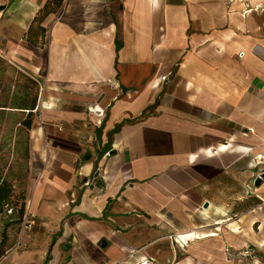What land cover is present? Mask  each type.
Instances as JSON below:
<instances>
[{"label": "crops", "instance_id": "0c3cea01", "mask_svg": "<svg viewBox=\"0 0 264 264\" xmlns=\"http://www.w3.org/2000/svg\"><path fill=\"white\" fill-rule=\"evenodd\" d=\"M0 1V57L36 92V225L5 263L207 254L264 171V0Z\"/></svg>", "mask_w": 264, "mask_h": 264}, {"label": "rangeland", "instance_id": "374dc122", "mask_svg": "<svg viewBox=\"0 0 264 264\" xmlns=\"http://www.w3.org/2000/svg\"><path fill=\"white\" fill-rule=\"evenodd\" d=\"M0 3H2L0 1ZM1 6V4H0ZM1 34V22H0ZM0 62V105H4L2 121H0V170L2 173L7 170L9 179L10 173L23 171L24 162L20 158L21 149L25 142V134L19 132L16 121L22 117V112H17L13 107L19 99L30 100L35 97V87L28 88L25 82L28 81L24 75L17 73V69L6 60L1 58ZM18 132L20 134H18ZM21 164V168L20 165ZM264 167V163L262 164ZM258 177V176H257ZM262 182L259 186L255 182L248 181V195L242 198H232L230 202L231 212L226 214L209 215L207 222L213 219L222 223L217 231L212 229L207 233H215L206 239L205 245H196L195 252L205 249L207 254L197 256L195 261L186 260L188 264H264V175L261 173ZM262 187L261 190L256 188ZM19 189L18 185L15 189ZM227 202V200H226ZM228 211V210H227ZM1 227V222H0ZM223 229H226V239L229 243L227 250H224ZM24 237V236H23ZM22 241V240H21ZM17 243V242H16ZM15 243V244H16ZM27 244L12 246L1 258L0 264H6L9 255L26 247ZM183 249H187L183 246ZM145 262V261H144ZM143 262V263H144ZM175 259L167 257L159 264H175Z\"/></svg>", "mask_w": 264, "mask_h": 264}, {"label": "trees", "instance_id": "16d2710c", "mask_svg": "<svg viewBox=\"0 0 264 264\" xmlns=\"http://www.w3.org/2000/svg\"><path fill=\"white\" fill-rule=\"evenodd\" d=\"M57 6V3H56ZM59 6V5H58ZM0 57V62H1ZM17 73L23 75L17 70ZM25 76V75H24ZM25 78L28 81L25 82V86L31 88L35 86V82L29 77ZM13 107L17 112H22V117H20L16 124L19 126V132L25 134V142L21 149L20 158L24 162L23 171H15V173H10L11 176L6 175L9 166L6 167V171L2 173L0 170V258L16 243L17 235L19 231V226L21 224L25 204H26V193L25 184L28 174L27 160H28V147H27V130L31 126L32 122V109L35 106V97L30 100L19 99L16 103H13ZM4 105H0V121H2ZM18 132V134H20ZM21 168V164L18 163ZM18 185L19 189H15ZM10 209V212L7 210ZM49 259V254H47L43 264H47Z\"/></svg>", "mask_w": 264, "mask_h": 264}, {"label": "built area", "instance_id": "2783aa9c", "mask_svg": "<svg viewBox=\"0 0 264 264\" xmlns=\"http://www.w3.org/2000/svg\"><path fill=\"white\" fill-rule=\"evenodd\" d=\"M101 114V113H99ZM261 173H264L261 172ZM261 173H258L257 176L260 177ZM8 212H10V209L7 210ZM36 225V217L34 215L33 212H31V210L29 209V204L26 203L25 204V208H24V212H23V216H22V220H21V224L19 226V231H18V235H17V240H16V246H19L21 244V240L23 238V236L26 233H29L33 230V228ZM23 244V243H22Z\"/></svg>", "mask_w": 264, "mask_h": 264}, {"label": "water", "instance_id": "95a60500", "mask_svg": "<svg viewBox=\"0 0 264 264\" xmlns=\"http://www.w3.org/2000/svg\"><path fill=\"white\" fill-rule=\"evenodd\" d=\"M1 8L2 7H0V9ZM263 175H264V173H263ZM254 182H255V185L256 186H259L261 184V182H262V178L261 177H256L255 180H254ZM204 206H207V202L204 203Z\"/></svg>", "mask_w": 264, "mask_h": 264}, {"label": "bare ground", "instance_id": "6f19581e", "mask_svg": "<svg viewBox=\"0 0 264 264\" xmlns=\"http://www.w3.org/2000/svg\"><path fill=\"white\" fill-rule=\"evenodd\" d=\"M184 240H186V239H184Z\"/></svg>", "mask_w": 264, "mask_h": 264}]
</instances>
